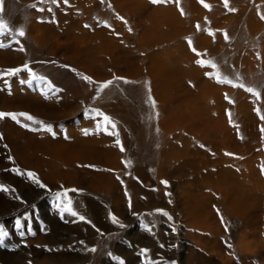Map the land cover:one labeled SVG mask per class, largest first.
<instances>
[{
    "label": "rangeland",
    "instance_id": "374dc122",
    "mask_svg": "<svg viewBox=\"0 0 264 264\" xmlns=\"http://www.w3.org/2000/svg\"><path fill=\"white\" fill-rule=\"evenodd\" d=\"M6 1L9 0H0V19L6 13L19 17L22 10H15ZM137 1L144 5L137 6ZM185 1L162 0L159 4H153L151 0L21 2L24 9L37 15L33 21L35 26H44L45 23L58 25L61 15L63 22H66L63 26L67 33L75 34L76 29L86 37H94L98 31L103 32L105 35L102 39L89 41V46L94 49L90 58L99 60L103 71L113 70L115 64L112 61H115L119 71L132 67L134 75L139 77L150 74L148 72L160 64L169 69L174 66L177 55L175 39L166 38L143 50L145 32L161 23L155 12L158 9L167 10L171 6L182 16L178 39L188 46L190 58L177 57L184 71H187L172 73L170 81L152 74L146 80L144 94L129 98L135 113L134 129L122 125L120 120L96 106L95 101L102 93L98 91L99 86L108 79L93 80L80 67L68 66L66 70L69 78L80 79L86 75L94 81L89 83L81 78L87 84V91L80 96L64 87V76L53 78L42 71L46 63L41 57L27 63L31 71L37 77H43L47 83L33 80L25 71L27 78L21 82L26 88L45 100L53 101L55 105L65 104L78 109L81 121L76 122V128L84 138L100 137L108 140L104 145L106 148L112 147L116 168L90 166L89 170L95 174H110L119 203L114 205L113 198L101 191L91 193L86 182L81 187L64 186L62 181L53 188L37 185L34 177L28 176L30 172L20 167L0 135V162L4 165L0 169V176L4 174L18 182L10 185L0 179V186L8 189L0 191L5 203V210H0V234L3 235L0 264H194L189 261V256H195L196 251L204 257L200 263L195 260V264H227V261L229 264H264V19L261 18L264 16V0H228L229 8H234L235 12L225 8L224 0H214V3L212 0H203V3L199 0ZM204 4L210 5L211 10L205 8ZM1 20L8 25V31L0 36V44L4 45L0 49L17 46L21 37L17 33L20 30L15 31L6 18ZM217 21H221L219 25ZM197 25L200 26L199 30ZM209 29L215 33L214 37L208 34ZM141 30L145 31L143 36L139 33ZM224 33H227V40L224 39ZM201 35L206 40L199 42ZM189 40L192 41L191 46ZM193 48L197 49L196 52ZM80 58H75V61L78 62ZM198 60L211 61L216 67L207 64L201 66ZM218 76L226 82H217ZM125 80L128 83L132 81L115 75L109 87L124 88L127 84ZM6 83L5 89L10 90V82ZM172 83L181 85V88L175 90ZM211 86L224 89L218 91ZM249 88L260 93L259 98L246 90ZM149 95L155 101V108L148 99ZM165 96H168L169 101L168 98L164 100ZM162 101H168L167 105L160 104ZM98 112L110 117L116 125L115 129L108 125L105 131L106 122L97 115ZM6 118L25 132L38 137L55 139L56 127L65 142L70 141L66 138L64 121L48 122L34 117L43 121L44 126H41L23 117L18 118L19 123ZM72 119L75 121L78 116ZM82 121L89 123L90 127L80 128ZM47 126H51V131L47 130ZM109 132L118 134L120 145L116 143L117 135H110ZM133 140L132 149L128 150L134 154L130 155L125 143ZM142 141L145 147H140ZM121 167L125 171L118 175L116 171ZM138 168L144 170L147 184L140 181L136 173ZM70 189L77 191H68ZM63 193H67V199L63 196L58 198V194ZM237 198L244 202L239 213L234 214L231 206L233 199ZM68 199L76 216L66 210ZM114 206H118L117 215ZM210 221L215 223V227ZM208 226L214 228L210 227V230ZM193 236H197V240ZM93 248L95 251H90ZM240 254L246 258L241 257L242 260ZM43 259L47 262H43Z\"/></svg>",
    "mask_w": 264,
    "mask_h": 264
},
{
    "label": "bare ground",
    "instance_id": "6f19581e",
    "mask_svg": "<svg viewBox=\"0 0 264 264\" xmlns=\"http://www.w3.org/2000/svg\"><path fill=\"white\" fill-rule=\"evenodd\" d=\"M26 1L27 0H9L8 1L9 3L6 1L7 5L10 4L11 7L14 8L15 10L20 9L22 11L18 14L19 17H13V16L9 15L8 13H6L3 15L2 18H6V21H8V22L10 21L11 26L13 29H15V31L23 30L25 32V35H24V38L19 37V43L17 46L9 48V49H4V50L0 49V74H3L4 70H6V69L22 68L27 63H29V62L31 63V61H35L38 57H41L46 63V65L42 67L43 68L42 71L44 70V72L46 74L52 75L53 78H55L57 75H60L61 77L64 76V78H63L64 81L60 77V79L63 81L64 87L66 89H69L73 93L80 95V96H81V94L86 93L87 84L81 78L80 79L69 78L68 70H66L67 68H69L68 66L80 67L81 71H84L85 74L87 73L89 76L92 77V79L94 78L93 80H97V81L98 80L103 81L105 79L106 80L107 79L112 80V78L115 75L116 76L117 75L122 76L126 79H129V80L131 79L132 81L130 80L131 82L127 83L124 88L120 89V88H116V87H109V88L105 89L104 91H102V93H100V95L98 94L99 97L95 101L96 106L101 107L104 111H106V113H109L111 116L120 120L119 122L122 125L127 126L128 128L134 129L136 126L135 113L133 112L132 106L130 105L129 98L133 99V98H135V96L139 97L140 95L144 94L145 84H147L146 80H147V78L152 77V74L155 75L156 78H168V80L170 81V77H171L172 73H174V74L177 72L183 73L184 68L180 63L181 61L179 62L177 57L180 56L183 58H190V53L187 49L188 46L186 47V45L183 44L182 42H180L178 39V35H179L178 32H179V30H181L180 28L182 27V22H181L182 16L180 17L179 14L176 12V10L171 6L167 10L155 9V10H157L155 12V14L157 15V17H159L161 19L160 25H157L156 28L152 27L153 29L147 30L146 32L141 30V32H139V33L140 34H142L144 32L146 33V35H145L146 42L143 45L144 51L147 49L148 46H150L152 44L160 43L161 41L166 40V38L170 37V38L175 39V41H176L175 42V50H176L177 55L174 58V66L171 67L172 69H169L166 67H162L163 65L161 66V64H160V65L156 66L155 68H153L151 71H149L148 73H150V74H147L146 76H143V77H139L137 75H134V69L132 67L125 68L126 70H124V71H119L118 66L116 65L117 62H115V61H112L113 64H115V68L113 70L103 71L100 68V61L97 59L93 60L90 58L92 51L94 49H92V46H89L90 45L89 41L92 42L96 38L102 39V37L105 35L103 32H99L97 30L98 32L96 34H94V37H86V35L84 33H82L80 30H76V29H75V31H76L75 34L69 33V32L67 33L66 29L63 26V23H66V22H63L64 19L61 17V15H60L61 13L59 14L60 16L58 17V21H59L58 25H55V23H54V25L53 24L45 25L46 24L45 23L44 26H42V25L41 26H35V25H33V21L37 15L35 14V12L28 11L27 9L23 8L22 4H23V2H26ZM191 1H194V0H191ZM212 1L214 3V0H212ZM21 2H22V4H21ZM60 2H61V0H60ZM60 2H59V4H60ZM125 2H126V0H125ZM133 3H135V2H133ZM188 3H190V2H188ZM135 4L137 6H141V7H142V5H144V3L141 1H137V3H135ZM193 4H191V5L193 6ZM196 4H197V2H196ZM118 7H120V5ZM191 7H189V8L191 9ZM152 8L154 9V7H152ZM157 8H160V7H157ZM124 9H125V7H124ZM129 9H131V8H129ZM196 9H198V8H196ZM64 11H66V10H64ZM150 11H153V10L151 9ZM194 11H196V10H194ZM121 12H122V10H121ZM194 14H195V12H194ZM252 14L253 13H251L250 15H252ZM148 15H149V13H148ZM63 16H65V15L63 14ZM151 17H152V15H151ZM129 18H130V16H129ZM132 18H136V17L132 16ZM250 20H253V19H250ZM221 21H217L216 24L219 25V23ZM133 22H134V20H133ZM148 23H150V22H148ZM155 23H156V21H155ZM187 24H189V23H187ZM185 25H183V26H185ZM255 25H256V23H255ZM143 28L144 27H142V29ZM79 29H80V27H79ZM255 33H256V31H255ZM216 35H218V34H216ZM88 36H90V35H88ZM142 36H143V34H142ZM70 40L74 41V43L71 44ZM111 40H112V38H111ZM135 40H136V38H135ZM203 40H206V37L202 36V38L199 40V42H202ZM141 41H143V40H141ZM238 41H241V40H238ZM197 43H198V41H197ZM102 45H104V44H102ZM116 47H118V45ZM21 48H23V51L20 50ZM110 48H112V47H110ZM140 48H141V46L139 47V49ZM140 51H141V49H140ZM157 51L159 52V50H157ZM107 52H108V50H107ZM125 52H127V51H125ZM163 53H165V51H163ZM98 54H101V53L98 52ZM93 55H96V54L94 53ZM165 55H163V56H165ZM167 55H169V54H167ZM77 57H78V59L81 57L78 62H77V60L75 61V58H77ZM102 58H103V56H102ZM159 58H160V56H159ZM166 59H168V58H166ZM165 61L167 62V60H165ZM182 63H183V61H182ZM102 64H105V63H102ZM167 64L170 65L169 62ZM136 68H138V67H136ZM191 69H193V68H191ZM185 71H187V70L185 69ZM141 75H143V74L141 73ZM196 76H197V74H196ZM26 78H27V74H25V71H21L16 75H11V76L8 75L5 77L0 76V112H4V113H11V112L27 113V114H30L31 116H33L37 119H41V120L48 121V122L49 121H51V122L64 121L65 122V129H66V138H68L70 141L65 142L66 140H64L62 138V134L61 135L59 134V132L57 131L58 128H56V127L54 128V131L56 133V138L51 139L48 136L38 137V135H36V134L34 135V133H32V134L27 133L24 130L20 129L19 127L15 126L6 117L4 119H0V135H1L2 141L4 140V142L6 143V146L8 147V150L10 151V153L13 154L14 158L16 159V161L18 162L20 167L29 171L30 173L34 174V176H33L34 181L36 182V180H39V183L36 182L37 185L43 184L45 187L53 188V187H56L58 182L62 181L64 186L81 187L83 182H86L87 183V184L85 183L86 187H87L88 191H90L91 193H96L98 191H101L107 195H110V197L113 198L114 205L119 203L118 202L119 197H118L115 186L112 184V180H111L112 177L110 176V174L108 175L105 173H96L97 174L96 175L92 170H89L90 166H96V167L98 166V167H104V168H109V169L114 168V167L116 168L115 154H114L112 147L110 146L109 148H106L104 145L106 143V141H108V140L100 138V137L84 138L81 135L82 133L80 134L79 130H77V128H76L77 127L76 122L81 121V119H79V110L76 108L70 107L68 105H65V104L55 105L53 101L45 100L44 98H42V96H40L35 91H30V89L26 88V86L23 85V83L21 82V81H25ZM19 79H20V81H18ZM149 80H151V79H149ZM181 80L183 81V79H181ZM7 81L10 82V87H9L10 90L5 89L6 86L4 84H7L6 83ZM163 81H164V79H163ZM200 81L202 83L203 80H200ZM181 82L179 84L182 85L183 82L182 83ZM204 84L207 85V83H205V82H204ZM152 85H153V83H152ZM181 85H178L176 83H172V86L175 90L180 89ZM154 87H156V85ZM206 87H208V86H206ZM156 88H154V90ZM212 88H210V90ZM214 88H215V90H218V91H221L220 89H222V90L224 89V87H221V86L214 87ZM211 91H213V90H211ZM156 92H160V91L157 90ZM156 92L153 94H156ZM164 93L165 92H163V95H165ZM179 93H180V91H179ZM213 93H215V92H212V94ZM168 94H171V93L168 92ZM160 95H162V94H160ZM166 95H167V93H166ZM177 95H178V93H177ZM186 97H188V96H186ZM157 98H156V100H157ZM167 98H168V96L164 100H167ZM217 98H218V96H217ZM144 99L146 100L145 97H144ZM175 99H176V97H175ZM158 101H159V99H158ZM168 101H169V98H168ZM168 101L167 102L164 101V103L166 104V103H168ZM173 101L174 100L172 99V102ZM164 103L162 101L160 104L163 105ZM179 103H181V102H179ZM165 104H164V106H165ZM159 109H161V108H159ZM76 116H78V119L74 121L72 118L76 117ZM21 119H23V118H21ZM80 124L82 126L80 128H86V127L89 128L90 127L89 123H86V122L84 123L83 121ZM132 133H134V132H132ZM138 141L139 140H137V142ZM134 142H135L134 140L133 141H127L125 143V146H126L125 148L127 150L130 149L132 147L131 144ZM142 142L143 143L141 144L140 147H145L144 141H142ZM129 153H130V155L134 154L131 151H129ZM133 156H135V155H133ZM200 165H202V163H200ZM2 168H4V165L2 164V162H0V169H2ZM191 168H192V166H191ZM193 168L195 169V167H193ZM194 169H193V171H194ZM124 171L125 170L121 167L116 172L118 175H121L122 173H124ZM136 173H137L140 181L145 182V184H147L146 183L147 177L145 175L144 170L141 168H138ZM88 176H91L90 179L88 178ZM93 178L98 180V182L94 181ZM0 179H1V181L4 182V184L8 183L10 185H15L18 183L16 181V179H14L12 177H7L4 174H2L0 176ZM205 179H207V178H205ZM140 188H138V190ZM230 201H232V200H230ZM233 202H234V203H232L233 206H231V207H232V210L234 211V214H235V212L239 213L240 208L243 205L244 201L237 198V199H233ZM226 203L227 202H225V205H226ZM228 203L230 204L229 201H228ZM93 207H95V206H93ZM117 207L118 206L115 207L116 215L118 213ZM91 208H92V206H91ZM2 209L5 210V203L2 201V199L0 197V210H2ZM243 209H244V206H243ZM93 210L97 211L95 208H93ZM202 210H204V209L202 208ZM191 213H192V211H191ZM92 214H94V213H92ZM95 214H96V212H95ZM204 214H206V213H204ZM96 216L100 217L98 215H96ZM240 218H241V216H240ZM208 219H210V218H208ZM210 222L208 225H210ZM242 224H245V223L242 222ZM203 225L207 226V224H205V223ZM216 226H217V224H216ZM210 227L211 226H208L209 229H210ZM212 227H211V229H212ZM214 227H215V223H214ZM208 228H206V229H208ZM209 229H208V231H209ZM75 231H77V230H75ZM105 231H107V229ZM218 233H220V232L218 231ZM218 233H217V235H218ZM90 236H92V235H90ZM193 238H194V240H197L198 237L193 236ZM212 241H214V240L212 239ZM90 242H91V240H90ZM86 243H88L87 240H86ZM203 243H205V242H203ZM214 244H216V243H214ZM92 245H94V243ZM211 246H212V243H211ZM213 246L215 247V245H213ZM218 246H219V244H218ZM206 250H207V248H206ZM209 250H210V248H209ZM217 251H218V249H217ZM245 253L248 254V252H245ZM210 255H211V252H210ZM240 255H242V254H240ZM243 255L240 256V258L243 257ZM35 256H37V255H35ZM189 257H190L189 261H193V263L195 264L196 262H194V261L197 260L200 263V259H202L204 257V255L196 251L195 256L190 255ZM244 257H243V259L246 258V257L245 258ZM248 257H249V255H248ZM45 261L46 260L43 259V262H45ZM225 261H223V262H225ZM221 262H222V260H221ZM243 263H245V261ZM227 264H229V261H227Z\"/></svg>",
    "mask_w": 264,
    "mask_h": 264
},
{
    "label": "snow or ice",
    "instance_id": "6c2138e0",
    "mask_svg": "<svg viewBox=\"0 0 264 264\" xmlns=\"http://www.w3.org/2000/svg\"><path fill=\"white\" fill-rule=\"evenodd\" d=\"M40 2L43 3L44 0H40ZM52 2L55 3L56 0H52ZM151 2H152L153 4H159V3L162 2V0H151ZM199 2L203 3V0H199ZM65 3H67V0H65ZM203 6H204L205 8H208L209 10H211V6H210V5H208V4H204ZM224 6H225V8H228L229 11H232V12H235V11H236L234 8H229L228 0H224ZM40 10H42V9H40ZM181 14L183 15V10H181ZM261 18L264 19V16H262ZM121 19H122V18H121ZM199 28H200V26L197 25V29H198V30H199ZM7 31H8V25H7L3 20H0V36L5 35V34L7 33ZM207 31H208V34H209V35H211V36H213V37L215 36V33H214L213 31H211L210 29L207 30ZM17 35H19V36L22 37V36L25 35V33H24L23 30H20V31L17 33ZM224 39H225V40L228 39L227 33H224ZM17 42H18V41H17ZM191 44H192V41L189 40V45L191 46ZM3 46H4L3 44H0V47H3ZM20 50L23 51V48H21ZM192 50H193L194 52H196V49H195V48H193ZM197 55H200V53H197ZM197 63L201 64V66H205V65L207 64L208 66H211V67H213V68L216 67V65L213 64L211 61H207V62H205V61H202V60H198ZM21 71H28L30 77H32L33 80H35V79H39V80H41L42 82L47 83V81H45L43 77H37L36 74H35L34 72L31 71V69L29 68V66H28L27 64L24 65L22 68L6 69V70H4V73H3V74H0V76H2V75H9V76H11V75H16V74H18V73L21 72ZM81 78L84 79L85 81L89 82V83H93V82H94V81H92V79H91L90 77H88V76H86V75H82ZM116 79H123V78L116 77ZM29 82H31V81H29ZM124 82H125V83H128V81H126V80H125ZM217 82H226V81H223L222 78H220V77L218 76V77H217ZM229 83H230V82H229ZM112 84H113V81H112V80L106 81V82L100 84L98 91H101V92H102V91H104L105 89H107L109 86H111ZM48 86L51 87L50 84H49ZM241 86H242V85H241ZM246 90L249 91V92H251L253 95L257 96V98H259L260 93L255 92V91H254L253 89H251V88L246 89ZM148 99H149V101H150L152 107L155 108V101L152 99L151 95H149V98H148ZM97 115L100 116V117H102L103 121L106 122V125H105V131H107V126H108V125H110L112 129H115L116 125H115L114 122L111 121V118H110V117H108V116H106V115H104V114H102V113H99V112L97 113ZM5 117H9V118L15 120L17 123H19V119H18V118H19V117H23L24 119H26V120H28V121H31V122L34 123V124H39V125H41V126H44L43 121L37 120V119H35L33 116H31L30 114H27V113H4V112H0V119H4ZM47 130H48V131H51V126H47ZM262 131H264V129H262ZM85 134H86V135L88 134L87 131H85ZM108 134H110V135H117V141H116V143H117V145H120V141H119V139H118V134H117V133L109 132ZM121 151H123V146H122V145H121ZM129 163H130V162H129ZM28 176H29L30 178H32V177L34 176V174H33V173H28ZM36 182L39 183V180H36ZM164 183H166V182H164ZM40 186H41V187H44L43 184H41ZM0 191H8V189L5 188L4 186H0ZM68 191L75 192V191H77V190H76V189H70V190H68ZM60 196H63L65 199H67V193L58 194V198H59ZM66 210H67L71 215H73V216H76V215H77V213L74 212V211H72V209H71V200H70V199L67 200ZM162 214H163V215H167V213H162ZM80 219L83 220L84 217H80ZM169 219H171V217H169ZM113 220H114V222H116V221H115V217H113ZM2 240H3V235L0 234V242H2ZM90 251H93V252H94L95 249H94V248H93V249H90ZM145 251H146V250H145ZM121 264H122V262H121Z\"/></svg>",
    "mask_w": 264,
    "mask_h": 264
}]
</instances>
